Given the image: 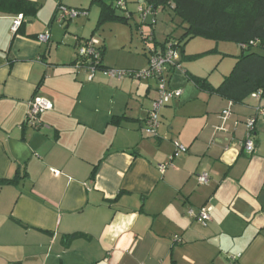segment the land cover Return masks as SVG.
I'll return each instance as SVG.
<instances>
[{
	"label": "crops",
	"instance_id": "1",
	"mask_svg": "<svg viewBox=\"0 0 264 264\" xmlns=\"http://www.w3.org/2000/svg\"><path fill=\"white\" fill-rule=\"evenodd\" d=\"M31 1L37 9L15 33L9 28L20 13L0 11V264H264V115H256L264 90L233 103L189 78L217 87L241 50L168 71L181 95L161 108L156 136L146 137L156 79L101 71L88 79L74 63L75 38L95 36L90 14L99 20L101 5L88 4L84 23L70 29L74 20L59 25L54 13L58 3L77 2ZM45 30L49 39L39 42ZM96 39L102 66H120L105 62ZM34 96L52 105L37 129L23 126ZM253 116L255 150L247 154L244 122ZM174 142L187 152L172 156ZM203 205L211 207L205 226L187 214Z\"/></svg>",
	"mask_w": 264,
	"mask_h": 264
},
{
	"label": "trees",
	"instance_id": "2",
	"mask_svg": "<svg viewBox=\"0 0 264 264\" xmlns=\"http://www.w3.org/2000/svg\"><path fill=\"white\" fill-rule=\"evenodd\" d=\"M100 18L126 20L124 16L113 14L114 8L102 0ZM154 8L165 9L171 13V21L177 18L182 34L172 47L183 52L181 42L192 37H204L218 41H233L238 45H248L257 40L255 46L241 49L231 71L221 83L212 88L205 78L189 77L193 83L215 95L233 103H241L250 94L264 90V0H147ZM37 9L31 0H0L1 12L31 14ZM169 40L160 43L164 47ZM186 42V41H185ZM101 46V55H102ZM258 48V50H254ZM205 54V53H201ZM199 55V54H198ZM192 55L189 58H196ZM75 63V61H74ZM92 170L91 178L94 177ZM6 182L15 181L6 179ZM77 234L70 235L72 238Z\"/></svg>",
	"mask_w": 264,
	"mask_h": 264
},
{
	"label": "built area",
	"instance_id": "3",
	"mask_svg": "<svg viewBox=\"0 0 264 264\" xmlns=\"http://www.w3.org/2000/svg\"><path fill=\"white\" fill-rule=\"evenodd\" d=\"M115 7L121 8L123 11H127V4L125 0H115ZM156 10L159 8H154L151 4L145 0V4L138 6L137 11L140 13L141 19L144 21L149 15L155 16ZM128 12V11H127ZM84 10H76L68 8L62 4L57 6V11L54 19L57 23L62 24L67 17L77 16L78 14H84ZM23 20L22 14L15 16L11 25V32L15 33L17 28H19ZM49 39V31L45 30L38 35L39 42H47ZM75 47L76 55L75 65L77 67L85 66L89 71L88 79L93 78L95 71L100 70L103 74L109 78L122 79L129 77L135 82H139L144 79H156L158 89V95L152 100L151 107L147 109L146 116L144 119V124L142 126L143 133L146 137H155L157 129L160 124V111L161 108L170 103L171 100L178 98L181 95L180 89H173L168 87V71L171 69L180 68V63L178 60L179 50L175 47H172L171 43L165 45L164 47L154 46L148 49V65L144 70H128V69H116L111 67H103L101 64V42L96 38H87V39H78L75 38ZM257 40L250 41L248 45L240 44L241 49L247 48V46H255ZM261 90H258L251 95L255 98H260L262 95ZM27 112L25 114V119L23 121L24 127H30L32 129H37L41 126L39 121V115L46 110L51 109V102L43 97L34 96L28 101ZM223 119L227 118L230 114V110L226 109L223 112ZM256 115H264V104H259L256 108ZM255 116L248 118L244 124L246 127V138L242 144L243 150L247 154H251L255 150V142L253 139L254 132V121ZM175 149L173 155H178L180 153H186L187 147L180 145L177 142H174ZM171 156V157H172ZM169 157V160L161 165H159L158 170L163 173L167 165L172 159ZM197 182L204 184L208 181V175L206 172H201L197 175ZM187 214L193 219L199 221L202 225H207L211 220V207L203 205L197 208H187ZM175 240H179L175 236ZM232 259L234 257H231Z\"/></svg>",
	"mask_w": 264,
	"mask_h": 264
},
{
	"label": "rangeland",
	"instance_id": "4",
	"mask_svg": "<svg viewBox=\"0 0 264 264\" xmlns=\"http://www.w3.org/2000/svg\"><path fill=\"white\" fill-rule=\"evenodd\" d=\"M81 1L86 3L87 5H83L85 7H81V5H79ZM73 2H77L78 5L76 7H68V8L76 9V10H84L85 13L78 14L77 16H73V17H67L62 24L58 23L59 25L65 26L67 25L68 22L74 20L72 25L70 26V29H72V26H75L74 22H78V24L84 23V20L82 19L87 16L86 9H88L87 8L88 4L91 3L93 5L94 4L101 5L100 1L92 2L91 0H73ZM111 2H112L111 3L112 7L114 8L112 13L116 14L117 16L118 15L124 16L126 20H119V19L115 20L114 18H107L105 20L99 21V23L97 21V23L95 24V20H98L97 13H94L95 11H93L90 14V16H92L94 19V22H92L93 23L92 29H94L93 31L95 32V36L93 35L92 37L99 38L101 41H104L106 46V49L104 50V53L106 52L105 62L108 63V61L109 62L115 61L120 64V66L118 67H111V68H116L117 70L118 69L144 70L148 65V58H147V55H149L148 49L154 46L161 47L160 43L166 41L167 39L169 40L168 41L169 43H167V45H169L171 42L176 43L183 32L182 28L178 26L179 20L175 18L174 21H171V13L165 9L156 10L155 16L149 15L143 21L141 19L140 13L136 11L138 6H142L145 4V0H125L127 4L128 12L123 11L121 8H116L115 0H111ZM57 6H56V11H57ZM56 11L54 14H56ZM53 22L57 23V21L54 18H53ZM70 34H72L71 31ZM66 35L68 36L69 33L67 32ZM71 36L74 37V35ZM183 43L184 46H182L183 47L182 53L179 47L177 48L179 50L177 62L180 63L181 66L183 65L184 69H186L187 62H189L190 65L192 66H197L198 64L205 61V59H211L210 58L211 56L209 58H205L206 55L216 56L219 50H227L228 52H234V54L236 55H238V53H236L239 52L238 49L241 50L240 46L233 41H218V40L198 37V36L189 38L188 40H184L183 42H181V45H183ZM55 47H56L55 45H52V50H54ZM254 50H258V48H255ZM201 53H205V54L201 55ZM192 55H197V56L196 58H192V59L187 58ZM74 56L76 59L77 55ZM187 59H189V61H187ZM178 69L180 70V68ZM217 69L219 68L217 67ZM218 71L219 70H217V72ZM125 78H129V77H125ZM168 87L170 86L168 85Z\"/></svg>",
	"mask_w": 264,
	"mask_h": 264
}]
</instances>
